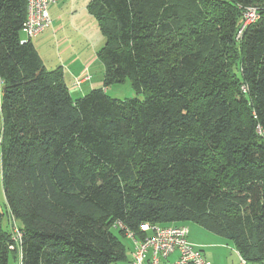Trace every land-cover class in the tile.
<instances>
[{
    "label": "trees",
    "instance_id": "16d2710c",
    "mask_svg": "<svg viewBox=\"0 0 264 264\" xmlns=\"http://www.w3.org/2000/svg\"><path fill=\"white\" fill-rule=\"evenodd\" d=\"M26 4L0 0V264L125 263L126 232L187 221L264 264V0H89L79 97L21 42Z\"/></svg>",
    "mask_w": 264,
    "mask_h": 264
},
{
    "label": "crops",
    "instance_id": "0c3cea01",
    "mask_svg": "<svg viewBox=\"0 0 264 264\" xmlns=\"http://www.w3.org/2000/svg\"><path fill=\"white\" fill-rule=\"evenodd\" d=\"M65 1L66 12L65 10H60L63 5L62 2L49 5L48 9L52 24L49 28L32 38L31 41L38 51L45 68L51 69L56 66H62L63 64L62 68L69 90L74 97H79L90 89L102 86L103 66L99 60L96 59V51L98 48L94 53L90 54L87 38V32L91 23L93 24V28H97V24L95 19L90 14H86V12L83 14L85 17L77 16L80 15V12L85 8L84 6L87 4L86 0L80 2L77 0ZM78 6L80 11L77 9ZM73 25H78L80 27L73 28ZM22 36H24L23 33ZM77 42H81V44H79L82 46L80 49H85L83 56L82 50H78L79 46ZM85 66L88 67V71L92 75L91 80H82L80 84L74 83L75 76L81 74ZM112 88L120 93V88L114 85ZM105 89L108 92L111 87ZM197 245L201 247L204 255L210 260L211 264H216L213 260V254L216 253L214 249L222 245L225 246L220 241L215 243H203L200 241ZM205 249L211 251L206 252ZM129 253L130 249L127 251L128 256ZM176 256L177 252L169 254L165 262L173 260Z\"/></svg>",
    "mask_w": 264,
    "mask_h": 264
},
{
    "label": "built area",
    "instance_id": "2783aa9c",
    "mask_svg": "<svg viewBox=\"0 0 264 264\" xmlns=\"http://www.w3.org/2000/svg\"><path fill=\"white\" fill-rule=\"evenodd\" d=\"M59 1L26 0V16L21 27L24 36L21 42H26L27 39L35 37L51 26L52 19L48 7ZM242 17L240 30L258 18L257 10L248 7ZM76 83H79L78 80ZM118 224L122 225L120 222ZM140 229L145 233L144 237L135 241L132 259L128 264H211L202 253L200 246L187 239L188 227L185 224L158 225L143 222L140 224ZM128 235L132 236V233L128 232ZM173 252H177V256L163 263V260ZM237 255L240 264H253L238 253Z\"/></svg>",
    "mask_w": 264,
    "mask_h": 264
},
{
    "label": "rangeland",
    "instance_id": "374dc122",
    "mask_svg": "<svg viewBox=\"0 0 264 264\" xmlns=\"http://www.w3.org/2000/svg\"><path fill=\"white\" fill-rule=\"evenodd\" d=\"M78 2L82 1V0H77ZM87 2L89 0H86ZM59 2H62V8L60 10H65L66 12V7H65V0H60ZM85 8L82 10V12H80V15H77L78 17H85L84 12H86V14H89L86 6H84ZM77 9H79V6L77 7ZM80 11V9H79ZM93 20V19H91ZM73 28H79L80 26L78 25H73ZM87 38H88V45L90 48V54L94 53L95 50L97 48H99L102 45V35L100 33V31L97 30L96 27L93 28V24L91 23V25L89 26V30L87 32ZM78 46H79V51L82 50V56L84 55L85 49H80L82 46L79 45L81 44V42H77ZM56 47V46H55ZM45 57V56H44ZM114 86L120 88V93L116 92L114 89L110 90L108 92L109 95H112L113 97H123V96H129L132 95L131 92H133V90L130 87L129 81L126 80L124 83L121 84H115ZM116 92V93H114ZM126 93V94H123ZM134 93V92H133ZM122 94V95H120ZM141 96V94H139ZM3 192H2V186H1V180H0V203L3 202ZM186 227H188V233H187V239L197 245L199 244L200 241H202L203 243H215L217 241H220L222 244H224L225 246H220V247H216L214 250L216 253L213 254L214 257V262L216 264H240L239 261V257L236 254L234 245L231 243L230 240L216 234L213 232L208 231L205 227L191 222V221H187L184 223ZM3 226H5V219L3 220ZM211 241V242H210ZM123 242L126 244V251H128L131 248V243H130V239H123ZM205 245V244H204ZM205 251H211L209 249H205ZM17 255V254H16ZM8 264H18L17 261V256L15 260H9ZM117 264H123V262H118Z\"/></svg>",
    "mask_w": 264,
    "mask_h": 264
},
{
    "label": "bare ground",
    "instance_id": "6f19581e",
    "mask_svg": "<svg viewBox=\"0 0 264 264\" xmlns=\"http://www.w3.org/2000/svg\"><path fill=\"white\" fill-rule=\"evenodd\" d=\"M0 89H1V82H0ZM149 223V222H148ZM119 225V224H118ZM159 225V224H158ZM141 230V229H140ZM142 231V230H141ZM143 232V231H142ZM144 232H143V235L142 236H140V237H138V236H135L133 233H132V236H129L128 235V232H126V236L128 237V239H130L131 240V248H130V253H129V259L125 262V263H123V264H128L130 261H131V259H132V253H133V249H134V246H135V241L136 240H139V239H142L143 237H144ZM167 258V257H166ZM165 260L166 259H164L163 260V263H167V262H165Z\"/></svg>",
    "mask_w": 264,
    "mask_h": 264
}]
</instances>
